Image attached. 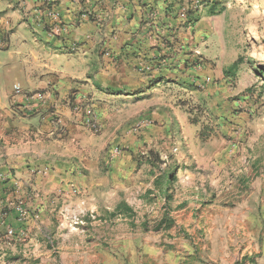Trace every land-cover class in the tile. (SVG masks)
<instances>
[{"label": "rangeland", "instance_id": "1", "mask_svg": "<svg viewBox=\"0 0 264 264\" xmlns=\"http://www.w3.org/2000/svg\"><path fill=\"white\" fill-rule=\"evenodd\" d=\"M169 4L181 30L202 34L190 66L218 70L214 91L195 81L174 87L170 102L154 106L158 119L117 112L105 195L73 187L36 239L14 230L32 241L0 264H264V0ZM192 16L199 21L189 24ZM121 201L132 217L110 215Z\"/></svg>", "mask_w": 264, "mask_h": 264}, {"label": "crops", "instance_id": "2", "mask_svg": "<svg viewBox=\"0 0 264 264\" xmlns=\"http://www.w3.org/2000/svg\"><path fill=\"white\" fill-rule=\"evenodd\" d=\"M47 1L0 0V262L32 241L9 229L36 239L43 216L56 214L73 187L105 195L118 161L106 152L117 112L158 119L154 106L170 102L174 87L195 81L210 95L219 77L211 66H190L203 37L181 30L171 0ZM82 106L95 111L101 132L83 128ZM18 204L28 209L26 224Z\"/></svg>", "mask_w": 264, "mask_h": 264}, {"label": "built area", "instance_id": "3", "mask_svg": "<svg viewBox=\"0 0 264 264\" xmlns=\"http://www.w3.org/2000/svg\"><path fill=\"white\" fill-rule=\"evenodd\" d=\"M47 3H51V0H48ZM49 9L53 12V8H49ZM14 91L16 94L22 93L21 86L15 85ZM33 98L37 99V100L45 101L44 94H37L36 96H33ZM83 123L88 129H90L91 131H93L95 133H98L100 131L101 127H100V123L98 121L97 115H96L95 111L90 107H87L85 109V113L83 116ZM116 151H118V150H116ZM15 209H16V212L19 216V220L25 221L26 218L28 217V209L25 207V205L24 204H18ZM8 233H9V235H13L14 230L11 228V229H9Z\"/></svg>", "mask_w": 264, "mask_h": 264}, {"label": "trees", "instance_id": "4", "mask_svg": "<svg viewBox=\"0 0 264 264\" xmlns=\"http://www.w3.org/2000/svg\"><path fill=\"white\" fill-rule=\"evenodd\" d=\"M215 15V13L213 14ZM191 16V15H190ZM199 20H195L192 17L189 18V24H195L197 23ZM237 66H238V63H234L228 70L225 71V74L226 75H229L230 73H233L236 71L237 69ZM173 174H169V177H171ZM117 214H122V215H127V216H130L132 217L133 216V209L132 207L129 206V204H127L126 202L124 201H121L114 209V212L113 213H110V215L114 216V215H117ZM250 264H256L255 261L251 258L250 259Z\"/></svg>", "mask_w": 264, "mask_h": 264}]
</instances>
